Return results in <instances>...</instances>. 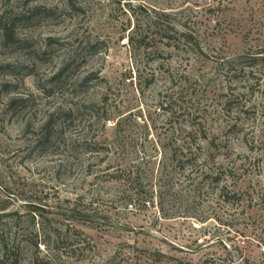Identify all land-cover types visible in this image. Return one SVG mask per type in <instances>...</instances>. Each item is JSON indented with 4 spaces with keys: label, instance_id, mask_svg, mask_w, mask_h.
Wrapping results in <instances>:
<instances>
[{
    "label": "rangeland",
    "instance_id": "1",
    "mask_svg": "<svg viewBox=\"0 0 264 264\" xmlns=\"http://www.w3.org/2000/svg\"><path fill=\"white\" fill-rule=\"evenodd\" d=\"M0 264H264V0H0Z\"/></svg>",
    "mask_w": 264,
    "mask_h": 264
},
{
    "label": "trees",
    "instance_id": "2",
    "mask_svg": "<svg viewBox=\"0 0 264 264\" xmlns=\"http://www.w3.org/2000/svg\"><path fill=\"white\" fill-rule=\"evenodd\" d=\"M5 35H7V36L9 35L8 32H7L6 30H5ZM132 35H133V34H132ZM131 37H132V36H131ZM131 43H133V39H132V38H131ZM216 178H217V177H216ZM217 179H218V178H217ZM217 179H216V181H218ZM220 189H221L220 192H221V194H222V192H223V190H224V186H221Z\"/></svg>",
    "mask_w": 264,
    "mask_h": 264
}]
</instances>
